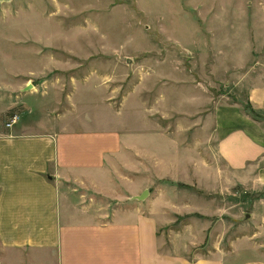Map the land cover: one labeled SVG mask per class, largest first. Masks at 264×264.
<instances>
[{"label":"crops","instance_id":"crops-1","mask_svg":"<svg viewBox=\"0 0 264 264\" xmlns=\"http://www.w3.org/2000/svg\"><path fill=\"white\" fill-rule=\"evenodd\" d=\"M187 68L158 62L120 105L106 90L64 107L29 79L0 85L2 247L53 264H264V77L250 71L224 103ZM17 108L24 121L7 128ZM239 189L260 196L243 214L252 233L225 250ZM211 224L221 239L203 252Z\"/></svg>","mask_w":264,"mask_h":264},{"label":"rangeland","instance_id":"rangeland-1","mask_svg":"<svg viewBox=\"0 0 264 264\" xmlns=\"http://www.w3.org/2000/svg\"><path fill=\"white\" fill-rule=\"evenodd\" d=\"M158 62L188 67L192 82L205 84L212 100L236 102L246 89L238 81L250 71L252 78L264 77V0H0V85L19 87L29 79L64 107L73 94L82 103L89 89L106 90L120 105L142 88ZM78 110L82 121L92 115L82 106ZM14 114L22 124L20 108L6 121ZM239 192V227L228 226V218L219 245L225 250L230 240L252 233L242 228L249 220L243 214L251 213L252 199L260 196ZM183 223L180 218L166 235L182 233ZM203 227L202 251L216 250L221 228ZM0 264L53 262L48 254L0 244Z\"/></svg>","mask_w":264,"mask_h":264},{"label":"built area","instance_id":"built-area-1","mask_svg":"<svg viewBox=\"0 0 264 264\" xmlns=\"http://www.w3.org/2000/svg\"><path fill=\"white\" fill-rule=\"evenodd\" d=\"M20 120L19 114H14L12 117L9 118L8 122L6 123L7 128H12L14 125H16Z\"/></svg>","mask_w":264,"mask_h":264}]
</instances>
